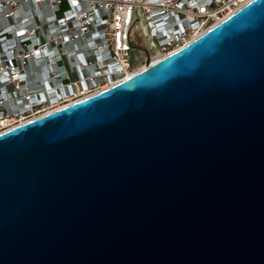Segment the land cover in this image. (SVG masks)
<instances>
[{"label": "water", "instance_id": "1", "mask_svg": "<svg viewBox=\"0 0 264 264\" xmlns=\"http://www.w3.org/2000/svg\"><path fill=\"white\" fill-rule=\"evenodd\" d=\"M146 53L0 134V264H264V0Z\"/></svg>", "mask_w": 264, "mask_h": 264}, {"label": "built area", "instance_id": "2", "mask_svg": "<svg viewBox=\"0 0 264 264\" xmlns=\"http://www.w3.org/2000/svg\"><path fill=\"white\" fill-rule=\"evenodd\" d=\"M250 1L0 0V134L128 79L137 32L167 56Z\"/></svg>", "mask_w": 264, "mask_h": 264}, {"label": "rangeland", "instance_id": "3", "mask_svg": "<svg viewBox=\"0 0 264 264\" xmlns=\"http://www.w3.org/2000/svg\"><path fill=\"white\" fill-rule=\"evenodd\" d=\"M134 45L132 53L134 54L135 58H139V63H136L137 67H144L142 65L145 64L147 60L146 50H148L149 43L145 36L142 35V32H137L136 37L134 38ZM152 57L156 55L155 52L149 50ZM134 62V61H133ZM135 63V62H134Z\"/></svg>", "mask_w": 264, "mask_h": 264}, {"label": "bare ground", "instance_id": "4", "mask_svg": "<svg viewBox=\"0 0 264 264\" xmlns=\"http://www.w3.org/2000/svg\"><path fill=\"white\" fill-rule=\"evenodd\" d=\"M206 32V31H205ZM204 32V33H205ZM203 34V33H202ZM201 34V35H202ZM200 35V36H201ZM199 37V36H198ZM197 38V37H196ZM195 38V39H196ZM162 57H164V55H158V56H155L153 59H152V62H155V61H157V60H159V59H161ZM142 66H144V67H142L141 68V66L140 67H138L136 70H134V72L132 73V74H129L128 75V78L129 77H131L132 75H134L135 73H137V72H139V71H141V70H143V69H145L146 68V65H142ZM42 82L44 83V86H45V89L47 90V86H48V84H46V81L45 80H42ZM47 91H49V90H47ZM48 93V97H44L43 98V100H45L44 102H47V103H49V104H52V105H54L55 107H54V109H57V108H61V104H60V98L61 97H63V96H65V92H61V93H57V94H52L51 93V91H49V92H47Z\"/></svg>", "mask_w": 264, "mask_h": 264}, {"label": "trees", "instance_id": "5", "mask_svg": "<svg viewBox=\"0 0 264 264\" xmlns=\"http://www.w3.org/2000/svg\"><path fill=\"white\" fill-rule=\"evenodd\" d=\"M66 7H67L66 5L63 6L64 9H65Z\"/></svg>", "mask_w": 264, "mask_h": 264}]
</instances>
